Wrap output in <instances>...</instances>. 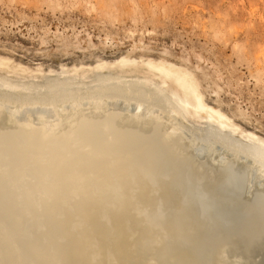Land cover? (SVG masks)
<instances>
[{
  "label": "bare ground",
  "instance_id": "6f19581e",
  "mask_svg": "<svg viewBox=\"0 0 264 264\" xmlns=\"http://www.w3.org/2000/svg\"><path fill=\"white\" fill-rule=\"evenodd\" d=\"M15 71L0 58V129H16L25 142L9 138V158L0 155L8 165L0 166V264H23L17 247L25 245L37 256L35 264H51L53 251L73 264H264L263 142L235 137L236 129L221 115L208 114L203 125L187 123V102L163 77L97 75L90 82L81 71L76 80L49 72L42 81L37 74L20 81ZM31 160L37 161L34 167ZM140 164L153 179L136 168ZM26 168L37 191L24 188ZM194 186L211 210L240 190L233 201L250 216V228L232 238L234 243L207 248L205 257L198 252L202 247L181 236L187 208L197 213L188 190ZM12 191L19 204L10 202ZM26 213L47 215L45 229L38 230L40 217ZM29 219L34 232H42L30 245L21 240ZM63 241L66 246L57 245Z\"/></svg>",
  "mask_w": 264,
  "mask_h": 264
},
{
  "label": "rangeland",
  "instance_id": "374dc122",
  "mask_svg": "<svg viewBox=\"0 0 264 264\" xmlns=\"http://www.w3.org/2000/svg\"><path fill=\"white\" fill-rule=\"evenodd\" d=\"M0 58L16 68L12 75L20 81L35 79V74L42 81L49 72L52 77L69 75L76 80L81 71L90 82L97 75L163 77L168 88L187 102V123L203 125L212 114L226 126L232 125L235 137L250 135L255 143H264V0H0ZM121 59L127 62L119 63ZM100 62L103 67L94 68ZM148 63L168 73L153 71ZM20 66L26 70H19ZM198 103L203 106L197 107ZM1 130L0 155L9 158L13 149L9 138L24 145V137L16 129ZM3 158L0 166L6 168ZM28 162L31 166L37 163ZM136 168L154 178L145 164ZM29 170L21 176L26 181L24 188L37 191ZM186 184H190L188 179ZM17 188L20 192L23 185ZM189 189L197 213L187 208L183 229L187 236L183 230L181 236L186 243L202 247L201 256L216 244L234 243L232 238L247 231L250 216L233 201L240 190L226 195L221 209L211 210L197 186ZM12 193L10 202L19 204L18 194ZM26 215L40 217L38 230L45 229L47 215ZM68 224L62 228H71ZM2 229L0 223V233ZM34 230L33 222L27 220L21 240L30 245L42 233ZM24 247H17L21 261L35 264L37 256ZM50 257L51 264H73L68 261L72 258L58 252H51Z\"/></svg>",
  "mask_w": 264,
  "mask_h": 264
}]
</instances>
